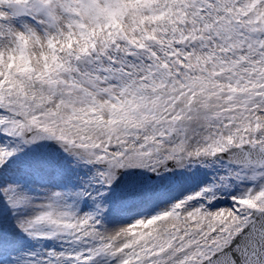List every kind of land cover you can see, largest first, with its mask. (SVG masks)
<instances>
[{"label":"snow or ice","instance_id":"1","mask_svg":"<svg viewBox=\"0 0 264 264\" xmlns=\"http://www.w3.org/2000/svg\"><path fill=\"white\" fill-rule=\"evenodd\" d=\"M0 264H264V0H0Z\"/></svg>","mask_w":264,"mask_h":264}]
</instances>
